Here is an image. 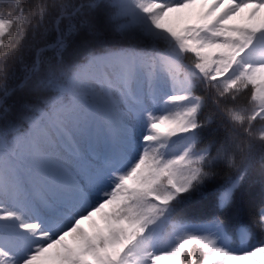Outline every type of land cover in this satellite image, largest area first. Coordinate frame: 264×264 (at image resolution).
<instances>
[{"label": "snow or ice", "instance_id": "snow-or-ice-1", "mask_svg": "<svg viewBox=\"0 0 264 264\" xmlns=\"http://www.w3.org/2000/svg\"><path fill=\"white\" fill-rule=\"evenodd\" d=\"M209 102L224 131L203 141ZM258 118L264 0H6L0 264H264V204L255 242L228 225Z\"/></svg>", "mask_w": 264, "mask_h": 264}, {"label": "trees", "instance_id": "trees-1", "mask_svg": "<svg viewBox=\"0 0 264 264\" xmlns=\"http://www.w3.org/2000/svg\"><path fill=\"white\" fill-rule=\"evenodd\" d=\"M6 0H0V4L5 3ZM29 2V0H25ZM197 8L193 11H199ZM106 43L116 44L118 41H108ZM97 47L101 45L97 43ZM21 87L17 90V95L12 101L14 109L17 111L20 109L21 105L31 99L29 94L25 91L24 81L21 83ZM197 94H206L203 87L198 86L196 88ZM203 116L212 119L213 124L211 130L203 129L201 139L206 141L209 138H215L217 135V129L223 134V121L220 114L215 110L214 106L209 102L208 106L203 112ZM11 118V117H10ZM257 127L261 123L259 118L256 122ZM227 180V176L222 174L217 178V184H223ZM242 195L236 201V207L232 211L228 219L229 228L235 231V225L237 223L243 222L244 226L248 228L251 239L253 242L261 238L260 230L256 227L254 223V214L257 212L258 208L264 204V162L261 161L259 155L257 154L247 175L246 181L241 185ZM212 208L208 205L200 204L195 208H192L188 213V218L193 223H199L202 219L207 220L212 218ZM211 223V219H210ZM170 231V229H169ZM238 239V237L236 236ZM167 264V262H165Z\"/></svg>", "mask_w": 264, "mask_h": 264}, {"label": "rangeland", "instance_id": "rangeland-1", "mask_svg": "<svg viewBox=\"0 0 264 264\" xmlns=\"http://www.w3.org/2000/svg\"><path fill=\"white\" fill-rule=\"evenodd\" d=\"M199 7H200L199 5H196L194 9H186L185 12L183 13V15H187L189 12H192L193 10H195ZM174 15H176V14H174ZM97 222L100 223L99 220ZM85 227L87 228V225H85Z\"/></svg>", "mask_w": 264, "mask_h": 264}]
</instances>
